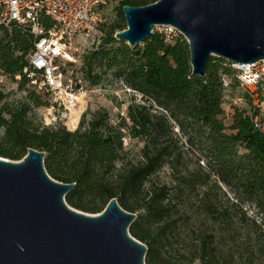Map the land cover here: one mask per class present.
<instances>
[{"label":"trees","instance_id":"1","mask_svg":"<svg viewBox=\"0 0 264 264\" xmlns=\"http://www.w3.org/2000/svg\"><path fill=\"white\" fill-rule=\"evenodd\" d=\"M159 1L120 0L116 23L83 58L84 83L117 81L135 95L123 116L100 108L84 113L74 131L46 126L35 110L49 108L48 101L31 90L11 100L0 85V157L18 162L30 149L45 152L48 175L75 184L66 203L78 211L98 215L116 199L137 215L129 231L147 246L146 264H260L264 133L245 109L235 111L230 126L224 123L222 78H233L232 70L212 58L204 78L193 76L189 44L180 35L168 41L155 31L135 48L116 39L127 29L124 7ZM34 49L25 28L0 31V76L21 92L31 85L24 71ZM127 140L137 146L127 147ZM191 221L197 228L190 241L183 230Z\"/></svg>","mask_w":264,"mask_h":264},{"label":"water","instance_id":"2","mask_svg":"<svg viewBox=\"0 0 264 264\" xmlns=\"http://www.w3.org/2000/svg\"><path fill=\"white\" fill-rule=\"evenodd\" d=\"M123 13L117 40L135 48L156 27H171L189 44L195 77L206 76L212 58L264 60V0H160ZM45 157L34 149L18 162L0 157V264H146L147 246L129 231L137 215L116 199L98 215L70 207L75 184L52 179Z\"/></svg>","mask_w":264,"mask_h":264},{"label":"built area","instance_id":"3","mask_svg":"<svg viewBox=\"0 0 264 264\" xmlns=\"http://www.w3.org/2000/svg\"><path fill=\"white\" fill-rule=\"evenodd\" d=\"M109 0H0V31L21 26L35 38V49L28 57L24 73L32 86L53 93L58 105L76 106L73 96H80L72 79L65 77L75 53L91 52L102 42L103 10ZM51 21L52 26L45 21ZM175 29L165 27L168 41ZM83 61V59H82ZM233 78L223 76V106L232 102L230 79L245 91V97L231 104L234 109L248 111L255 126L264 133V60L255 64H233L224 60ZM20 80V77L17 78ZM225 107V106H224Z\"/></svg>","mask_w":264,"mask_h":264},{"label":"rangeland","instance_id":"4","mask_svg":"<svg viewBox=\"0 0 264 264\" xmlns=\"http://www.w3.org/2000/svg\"><path fill=\"white\" fill-rule=\"evenodd\" d=\"M120 0H109L108 6L103 10V23L101 25L102 36L104 35L105 30L112 24H115L120 13ZM165 27H156L155 31L164 33ZM182 36L177 30L174 31V36ZM185 38V37H184ZM89 52H79L75 53V63H69L66 67L62 68L65 73V77L67 79H72L75 83L78 82L82 86L81 94L83 97L78 101L79 103L76 106L69 105H58L55 102V96L53 93H47L46 91H40L37 87L33 88L31 85L26 87L25 91L19 90V85L17 82L12 81L6 77L0 76V85L3 88V91L6 94H10L11 100L20 101L23 97L28 95V91L37 92L43 100L48 101L50 103V107L40 108L35 110V114L37 118L46 126H51L57 123H62L67 127L68 130L74 131L70 126V120L74 113H80V119L84 113L87 111L95 112L100 108H106L111 112V115L114 119L121 114L123 116L126 112L127 106L134 98V94L130 91H126L123 87L117 83V81L108 80L103 83L100 87H90L88 84L84 83L83 75L81 73V68L83 61L82 59ZM18 80V79H17ZM231 83V95L234 101L239 98L245 97V91L238 88V84L235 80L230 79ZM82 96V95H81ZM228 102V104L222 106L223 115L222 119L227 126L232 124L233 116L232 110L234 107L231 105L233 103ZM80 121V120H79ZM78 127V126H77ZM127 147H136L137 144L134 142L126 141ZM226 190V189H225ZM254 210L250 211V216H253ZM195 221H191L187 230H183V235H190L188 239L191 241L192 236L191 232L193 229H196ZM260 264H264V260L260 262Z\"/></svg>","mask_w":264,"mask_h":264},{"label":"bare ground","instance_id":"5","mask_svg":"<svg viewBox=\"0 0 264 264\" xmlns=\"http://www.w3.org/2000/svg\"><path fill=\"white\" fill-rule=\"evenodd\" d=\"M75 97L77 100H80L82 97H83V94L82 96L78 97V96H73ZM79 120H80V113H74L71 120H70V126L72 127V129H76L78 124H79Z\"/></svg>","mask_w":264,"mask_h":264},{"label":"crops","instance_id":"6","mask_svg":"<svg viewBox=\"0 0 264 264\" xmlns=\"http://www.w3.org/2000/svg\"><path fill=\"white\" fill-rule=\"evenodd\" d=\"M73 130H75V129H73Z\"/></svg>","mask_w":264,"mask_h":264}]
</instances>
